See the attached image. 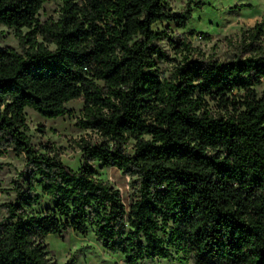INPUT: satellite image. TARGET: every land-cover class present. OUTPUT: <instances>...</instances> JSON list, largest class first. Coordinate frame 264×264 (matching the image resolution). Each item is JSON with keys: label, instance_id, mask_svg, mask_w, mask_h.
Returning a JSON list of instances; mask_svg holds the SVG:
<instances>
[{"label": "trees", "instance_id": "obj_1", "mask_svg": "<svg viewBox=\"0 0 264 264\" xmlns=\"http://www.w3.org/2000/svg\"><path fill=\"white\" fill-rule=\"evenodd\" d=\"M46 1L0 0L19 44L0 47V153L25 158L15 198L0 204V264H55L45 237L67 230L92 232L126 264H264V18L228 61L193 58L184 38L164 76L153 27L186 28L190 3L62 0L40 23ZM77 99L76 125L97 139L81 140L73 169L32 144L25 109L54 119ZM95 164L131 178L127 206Z\"/></svg>", "mask_w": 264, "mask_h": 264}, {"label": "rangeland", "instance_id": "obj_2", "mask_svg": "<svg viewBox=\"0 0 264 264\" xmlns=\"http://www.w3.org/2000/svg\"><path fill=\"white\" fill-rule=\"evenodd\" d=\"M187 3L191 4V18L186 28H180L174 23L161 22L154 29L164 32L156 42L165 52L167 59L157 62L164 76H168L181 55L176 52V46L187 38L193 48V58H214L228 61L238 54L241 33L251 28L264 18V0H167L169 9L181 12ZM62 0H47L38 12L40 23L56 20ZM27 31L26 28L23 29ZM190 32H194L191 35ZM38 40L42 38L38 36ZM50 48L53 44L46 43ZM262 44H264V36ZM0 47H12L19 50L17 38L13 29L0 24ZM264 88V81L257 87ZM82 100H72L66 103L68 114L54 119L44 118L31 108L25 109L28 124V135L32 144L40 148L45 145L53 148L60 159L68 166L76 169L80 163L81 140L95 141L97 135L77 127L76 122L81 116ZM23 154H15L13 150L0 153V204L13 200L15 193L12 182L20 179L18 173L24 169ZM97 168V177L108 181L120 191L122 201L127 206L133 198L131 178L121 173L115 167ZM0 207V217L3 216ZM48 256L55 264H63L70 260L72 264H126L124 257L118 253L105 250L100 240L92 233L81 235L67 230L62 236L49 234L45 237ZM139 264H184L176 258L145 260ZM186 264H193L189 260Z\"/></svg>", "mask_w": 264, "mask_h": 264}]
</instances>
